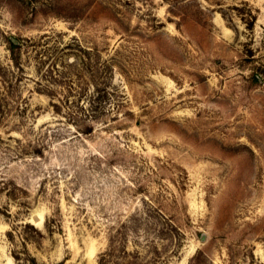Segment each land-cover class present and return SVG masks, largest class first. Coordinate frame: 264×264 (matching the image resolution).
Returning <instances> with one entry per match:
<instances>
[{
	"label": "rangeland",
	"instance_id": "rangeland-1",
	"mask_svg": "<svg viewBox=\"0 0 264 264\" xmlns=\"http://www.w3.org/2000/svg\"><path fill=\"white\" fill-rule=\"evenodd\" d=\"M0 264H264V0H0Z\"/></svg>",
	"mask_w": 264,
	"mask_h": 264
}]
</instances>
